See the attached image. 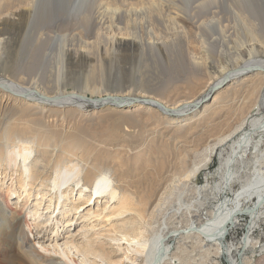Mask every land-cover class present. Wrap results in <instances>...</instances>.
I'll return each instance as SVG.
<instances>
[{
	"label": "bare ground",
	"instance_id": "bare-ground-1",
	"mask_svg": "<svg viewBox=\"0 0 264 264\" xmlns=\"http://www.w3.org/2000/svg\"><path fill=\"white\" fill-rule=\"evenodd\" d=\"M190 32L247 57L219 67L187 51ZM168 45L200 76L191 97L108 79L117 58L156 66ZM243 102L264 111V0H0V264H264V114ZM222 110L229 129L188 166L183 129ZM220 145L221 180L192 184Z\"/></svg>",
	"mask_w": 264,
	"mask_h": 264
},
{
	"label": "rangeland",
	"instance_id": "rangeland-1",
	"mask_svg": "<svg viewBox=\"0 0 264 264\" xmlns=\"http://www.w3.org/2000/svg\"><path fill=\"white\" fill-rule=\"evenodd\" d=\"M185 29L187 31L189 28L185 27ZM189 30L192 33L194 31L192 29H189ZM191 32H190V35L188 37V42L185 43V45H183V46H190V48L187 50L188 52L189 51L199 52L201 55H203L202 57L204 59L206 58V60L207 59L211 60L212 56H213L214 57V59H212L213 63L214 64L216 63L215 65H217V66L220 65L219 67H225V66L226 67H230V63H232V62L234 63L235 60H237L236 59L237 57L240 56L238 61L239 60L241 61V59L243 60V59H245L247 57L245 55H238L236 53L238 50L236 49V46L232 45L233 44V39H231L232 42L231 41H225L223 43L224 46H222V47L218 46V44H214L216 46H214L213 48H211V49L207 48L206 49L207 46L205 45V47H204L203 43L207 42L208 39L205 40V38L201 37V35H199V34H198V36H196V39H195V37L193 35H191ZM194 32H196V31H194ZM201 40L202 41L204 40V41L202 42ZM167 47H168V49L170 51L169 56L165 57L164 60L162 59L161 61H156L155 62L156 66H154V61L149 59L150 57H148L147 59L144 58L142 62H139V64H137L138 62L133 63V61H132L133 56L132 55H130V54L127 55L126 54V55H123V57L117 58L116 63L111 64L112 67L110 69H109V67L107 68L106 75H107L108 79L110 78V80L111 79L112 80H117L118 79L119 85L124 83L125 85L129 84V85L139 86V85H142L143 82L144 83L146 82L147 85H149V83L156 82V83H158V85L160 87L165 86V87L159 89V91H161V93L157 90V94H159V96H161L162 98H166V99L167 98H169V99L171 98L170 100H174V97L176 95H179V94L181 96H183L184 98L185 97H191L193 94L197 93L198 89L201 86V85L197 84L198 83L197 81L200 79V76L197 77L198 79L195 78V80H196V82H195L194 77H192V75H189V74H191L189 71H186V72L183 71V73L181 72V74L182 75L184 74V75L183 76L180 75V73H179L180 71H177L178 70L177 67H178L179 64L181 66L182 63L178 64L177 61H180L181 57L179 59L175 60L176 59L174 57L175 55L172 54L169 45ZM220 48H222L221 51L219 50ZM206 50H209V51L213 50V55H212V52H208ZM224 50H225V52H224ZM226 50H228V51L230 50L231 52L230 51L227 52ZM233 50H235V51H233ZM167 53H168V51H167ZM185 55H187V53ZM184 58H185V56H184ZM131 63H133V65ZM153 67L158 68V70H155V68H153ZM131 68H132V70H129ZM85 69L86 68L83 65H79V66L77 65L75 67V69L72 70V73L74 75V80L73 81L79 79V77L82 76L81 74H82V72ZM133 71H135V72H133ZM116 72H118V73H116ZM187 77H190V78H187ZM120 78H123V79L121 80ZM133 78H134V80H133ZM187 79H189V80H187ZM152 80H154V82ZM99 82L102 84V82L100 80H99ZM115 85H117V84L115 83ZM189 94H191V95H189ZM232 97L233 96H231V98ZM169 99H167V100H169ZM226 100H227V102H226ZM226 100H224V102L226 104H228L230 102V98H229V100H228V98ZM248 103L249 102H246V103L243 102L239 106H237V110L235 111V109H234L235 113L238 112V110H239L242 113L243 116H246V115L258 116L260 114H264V111H260L256 106H252V104H248ZM232 105H233V103H232ZM222 108H225V110L228 108L226 110V111H228V113H227L228 117H230L232 115V108H229V104H228V106L227 105H222L221 109ZM218 109H220V108H218ZM220 113H221V115H220L221 117L219 118V122L218 123H214V122L211 123V121L208 119V117L210 115V112H209V114H207L205 116V118L203 119V121L201 123H198V125L196 124V122H194L193 125L188 126V127L183 129L184 130L183 131L184 132V137H185V144L183 146H181V147H183V149L181 147H180V149L178 148V152L180 150V152H181L180 154L182 155V157L185 155V159H186L185 162H187L188 166L191 163V161L195 159V152L196 151L201 153L202 151H204V147L206 145H208L209 143H211V141H212L211 139L217 138L218 136L224 134L229 129V127L231 125L230 121L229 120L225 121L224 118H226V117L225 116L222 117V114L225 115L226 112L224 113L223 110H222ZM192 130H195V131L192 132ZM190 131L192 133H190ZM254 139L258 140L260 148H264V131L261 134H259V135L255 134ZM222 146L223 145H220V146L217 147V152L214 153L211 156V159L207 162V164L205 166H203L204 168L202 167L201 170L198 172V174L192 179V184H195V185H198V186L200 184H204V183L213 185L214 183H216L219 180H221V177H219L220 175H217L216 170H217V167L219 165L220 159H222V157H220V155H219V152H220ZM232 185H233V187H232L233 190L230 191L231 193L228 191V194H226L229 197H232L233 191L237 190L240 187V183L237 182V181H233ZM222 194L225 195L224 192H223V193L220 194V196H223ZM16 200H17V198L12 199V203H15ZM100 203L102 204L103 200ZM98 204H99V202H98ZM248 218L249 217H247L246 215L240 216V223L241 224L238 225V226L232 227V229L229 232V235L227 237V243L236 244V243L239 242V240L245 234L246 223L249 220ZM80 224H78V226ZM52 228L53 227H50L49 230L51 231ZM76 229H77V226L72 231L74 232V231H76ZM5 231H8V230H4V232ZM65 231L66 230H63V231H61V233H64ZM253 234L255 236L256 235L259 236L260 239L262 240V242H264V225L261 224L259 227L257 226L256 229L254 230ZM6 235L7 234L1 235L0 237L1 238L2 237H6V238L9 237L10 238V236H6ZM172 242L173 241H171V243ZM115 245L116 244H111L110 248L111 247H116ZM122 246L124 247V245H122ZM113 249H115V248H113ZM4 254H5V252H2V257H4ZM247 254L250 255L249 252ZM262 254H263V252H262ZM257 255H259V253L255 254L254 257H253V261L254 262L259 258V257L257 258ZM124 256H125V251H124V249L123 250L121 249L118 252L117 256H116V259H121ZM221 264H226V262L222 259Z\"/></svg>",
	"mask_w": 264,
	"mask_h": 264
}]
</instances>
